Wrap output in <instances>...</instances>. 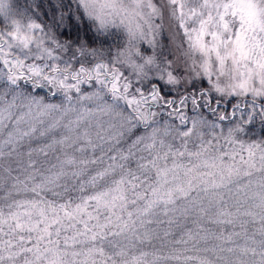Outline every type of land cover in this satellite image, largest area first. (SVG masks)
Instances as JSON below:
<instances>
[{
    "label": "rangeland",
    "instance_id": "374dc122",
    "mask_svg": "<svg viewBox=\"0 0 264 264\" xmlns=\"http://www.w3.org/2000/svg\"><path fill=\"white\" fill-rule=\"evenodd\" d=\"M27 1L0 0V264H264V0Z\"/></svg>",
    "mask_w": 264,
    "mask_h": 264
},
{
    "label": "trees",
    "instance_id": "16d2710c",
    "mask_svg": "<svg viewBox=\"0 0 264 264\" xmlns=\"http://www.w3.org/2000/svg\"><path fill=\"white\" fill-rule=\"evenodd\" d=\"M10 1H12L11 5H12V7H14V10L15 11H17L18 8L21 9V6H23V8H25V9H28L27 8L28 7V4H27L28 1L27 0H10ZM81 23H82L81 27L83 26V28H82L83 31L78 32L80 35H83L87 39L88 38H91L93 40V41H91L93 44H98V43L100 44L101 42L103 43L102 36H99V35H96L95 36V34L93 33V30H91V28H89V26H88V24L86 23L85 20L84 21H81ZM70 27H72L74 30H76L75 29L76 26L70 25ZM201 86H204V84H201ZM38 89H41V88L38 87ZM192 90L193 89H189V90H185L184 92H187L188 94H190V93H193L194 92ZM184 92L181 93L180 96L182 94H184ZM148 121H149V118H147V122ZM261 131L264 132V129L261 128Z\"/></svg>",
    "mask_w": 264,
    "mask_h": 264
},
{
    "label": "flooded vegetation",
    "instance_id": "af4514ba",
    "mask_svg": "<svg viewBox=\"0 0 264 264\" xmlns=\"http://www.w3.org/2000/svg\"><path fill=\"white\" fill-rule=\"evenodd\" d=\"M197 94V93H196ZM199 97V95H196L195 97H194V101H193V103H194V105H195V107H196V105L198 104V101H197V98ZM172 97H170V99H171ZM184 98H185V96H184ZM181 98H179V100H180ZM162 101V100H161ZM163 102V101H162ZM203 108L206 110V108H205V106H203Z\"/></svg>",
    "mask_w": 264,
    "mask_h": 264
}]
</instances>
